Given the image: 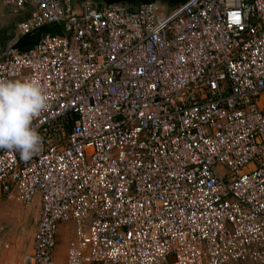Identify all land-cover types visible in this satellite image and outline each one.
<instances>
[{
  "label": "built area",
  "instance_id": "1",
  "mask_svg": "<svg viewBox=\"0 0 264 264\" xmlns=\"http://www.w3.org/2000/svg\"><path fill=\"white\" fill-rule=\"evenodd\" d=\"M0 6L30 14L11 45L62 31L0 56L51 97L40 150H0V196L36 201L22 264H54L67 222V264H264V0Z\"/></svg>",
  "mask_w": 264,
  "mask_h": 264
},
{
  "label": "clouds",
  "instance_id": "2",
  "mask_svg": "<svg viewBox=\"0 0 264 264\" xmlns=\"http://www.w3.org/2000/svg\"><path fill=\"white\" fill-rule=\"evenodd\" d=\"M50 101L45 85L37 79H0V150L19 152L23 160L38 152L43 137L33 120Z\"/></svg>",
  "mask_w": 264,
  "mask_h": 264
},
{
  "label": "rangeland",
  "instance_id": "3",
  "mask_svg": "<svg viewBox=\"0 0 264 264\" xmlns=\"http://www.w3.org/2000/svg\"><path fill=\"white\" fill-rule=\"evenodd\" d=\"M99 1V0H96ZM29 13L13 14L7 17L9 25L0 31V42L4 41L8 33L18 23L29 18ZM36 201L30 210L23 211L22 208L11 200L0 196V240L8 244V249L1 250L0 264H22L23 256L28 252L31 236L33 234V222ZM73 224L71 222L59 223L57 225V237L53 250L54 264H67V240L72 236Z\"/></svg>",
  "mask_w": 264,
  "mask_h": 264
},
{
  "label": "crops",
  "instance_id": "4",
  "mask_svg": "<svg viewBox=\"0 0 264 264\" xmlns=\"http://www.w3.org/2000/svg\"><path fill=\"white\" fill-rule=\"evenodd\" d=\"M85 1V0H74L76 4ZM96 1V0H95ZM99 3H103L102 1H97ZM144 2H159L166 11H170L177 7L178 5L182 4L184 0H135V2L129 3L132 8L136 5ZM12 13L10 9L0 6V31L5 29L7 25H9V21H7V17L9 14ZM16 27L12 30V34L8 33L7 38L2 42H0V56L7 52L8 48L10 47L11 43L16 39Z\"/></svg>",
  "mask_w": 264,
  "mask_h": 264
},
{
  "label": "water",
  "instance_id": "5",
  "mask_svg": "<svg viewBox=\"0 0 264 264\" xmlns=\"http://www.w3.org/2000/svg\"><path fill=\"white\" fill-rule=\"evenodd\" d=\"M44 35L62 36L61 27L58 24L52 23L36 28L29 34L18 38L14 44L8 48L7 52H28L33 46L40 42L41 37Z\"/></svg>",
  "mask_w": 264,
  "mask_h": 264
},
{
  "label": "trees",
  "instance_id": "6",
  "mask_svg": "<svg viewBox=\"0 0 264 264\" xmlns=\"http://www.w3.org/2000/svg\"><path fill=\"white\" fill-rule=\"evenodd\" d=\"M102 1L103 3L110 4V3H131L135 2V0H99Z\"/></svg>",
  "mask_w": 264,
  "mask_h": 264
}]
</instances>
